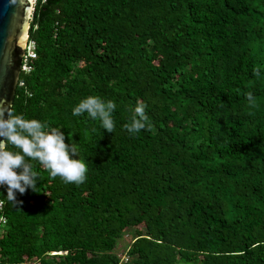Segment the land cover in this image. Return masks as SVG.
<instances>
[{
  "label": "trees",
  "instance_id": "1",
  "mask_svg": "<svg viewBox=\"0 0 264 264\" xmlns=\"http://www.w3.org/2000/svg\"><path fill=\"white\" fill-rule=\"evenodd\" d=\"M30 40L15 113L88 170L76 185L30 161L15 207L3 188L0 264H264V0H37ZM89 96L115 103L112 133L72 115Z\"/></svg>",
  "mask_w": 264,
  "mask_h": 264
},
{
  "label": "clouds",
  "instance_id": "2",
  "mask_svg": "<svg viewBox=\"0 0 264 264\" xmlns=\"http://www.w3.org/2000/svg\"><path fill=\"white\" fill-rule=\"evenodd\" d=\"M255 76L259 70L254 69ZM253 102L251 93L247 94ZM116 105L112 101L103 102L101 98L89 96L81 100L72 110L73 116L87 113L93 119L101 121V127L107 132L114 130L112 113ZM146 105L138 101L131 123L124 127L130 134H138L149 128ZM7 116V118H5ZM46 123L35 119H25L17 115L13 105L0 102V185L7 186V202L15 207L18 203L16 193L25 194L31 188L37 191L38 174L30 161H37L47 169L52 178L61 177L67 183L83 184L86 180L87 166L81 159L71 157L78 154V146L66 144L65 135L60 129L50 128ZM71 153V155H70ZM27 158V159H26ZM17 169H22L19 173Z\"/></svg>",
  "mask_w": 264,
  "mask_h": 264
},
{
  "label": "water",
  "instance_id": "3",
  "mask_svg": "<svg viewBox=\"0 0 264 264\" xmlns=\"http://www.w3.org/2000/svg\"><path fill=\"white\" fill-rule=\"evenodd\" d=\"M34 11L35 0H0V102L13 106Z\"/></svg>",
  "mask_w": 264,
  "mask_h": 264
},
{
  "label": "built area",
  "instance_id": "4",
  "mask_svg": "<svg viewBox=\"0 0 264 264\" xmlns=\"http://www.w3.org/2000/svg\"><path fill=\"white\" fill-rule=\"evenodd\" d=\"M36 3H37V0H35V5ZM35 59H37L36 44L34 41L29 40L27 47H26V55L23 60L22 72L30 73L33 70V67L31 66V62ZM16 171L19 173L20 169H17ZM4 187H7V186L1 185V192ZM1 192H0V235L3 233V230L8 224V220L5 215V201L3 198H1ZM120 257L122 261H127L129 258L127 257L126 254Z\"/></svg>",
  "mask_w": 264,
  "mask_h": 264
},
{
  "label": "rangeland",
  "instance_id": "5",
  "mask_svg": "<svg viewBox=\"0 0 264 264\" xmlns=\"http://www.w3.org/2000/svg\"><path fill=\"white\" fill-rule=\"evenodd\" d=\"M71 144H75V142H72ZM76 145V144H75ZM74 160H83L79 152L77 155L71 157ZM84 161V160H83ZM138 229H143V227H129L127 231L124 232L123 237L119 240L117 247L115 249V252L118 256L125 255V252L129 249V247L134 243V238L136 236L137 231H140Z\"/></svg>",
  "mask_w": 264,
  "mask_h": 264
}]
</instances>
